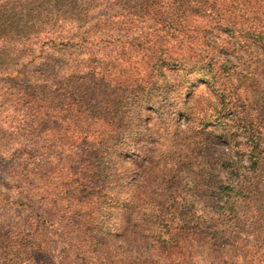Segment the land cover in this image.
I'll list each match as a JSON object with an SVG mask.
<instances>
[{
	"label": "clouds",
	"instance_id": "clouds-1",
	"mask_svg": "<svg viewBox=\"0 0 264 264\" xmlns=\"http://www.w3.org/2000/svg\"><path fill=\"white\" fill-rule=\"evenodd\" d=\"M29 10L0 21V199L11 188L46 215L55 197L80 224L27 229L14 264H223L213 221L235 193L221 188L238 187L251 160L264 167V0H34ZM40 71L82 101L36 157L45 180L9 164L32 147L13 110Z\"/></svg>",
	"mask_w": 264,
	"mask_h": 264
},
{
	"label": "rangeland",
	"instance_id": "rangeland-1",
	"mask_svg": "<svg viewBox=\"0 0 264 264\" xmlns=\"http://www.w3.org/2000/svg\"><path fill=\"white\" fill-rule=\"evenodd\" d=\"M43 47L37 45V51L41 56ZM46 63L47 60L42 61L41 67ZM39 78L42 83L28 84L21 89L24 93L22 103L18 109L13 110L18 113L16 118L21 119L28 129L27 132H22V135L26 136L32 147L21 145L13 153V160L9 161V164L19 159L23 169H30L33 177L38 176L45 180L51 169L43 168L41 161L36 160V157H42L44 151L53 150V144L56 143L52 139L53 135L62 128L61 122L69 118L72 108L79 110L82 107V101L71 90L66 89L64 83L45 75L43 71H40ZM18 83L11 86L16 87ZM0 122L3 124L2 112ZM66 131H71V128H67ZM59 140L66 142L64 136H60ZM248 169V175L244 176L238 187L221 188L226 194L235 193V199L231 194L228 195L231 203L227 206V215L224 219L213 221V227L218 230L211 233L216 244L217 257L227 256L223 264H264V167H261L258 161L251 160ZM29 183L32 184L34 181L30 180ZM5 186L8 187L7 184ZM39 199L44 201L48 199V195L42 194ZM4 201H10L11 206L6 205ZM51 204L53 207L45 209L44 215L34 206L35 201L30 197L17 193L13 198L11 188L8 194L3 195L0 199V264H14L15 257L19 254L14 249L17 246L23 247L24 236L30 235L27 229L39 228L41 224L49 222L60 224L69 231L79 226L80 221L76 213L69 215L67 209L55 207L57 204L55 197L51 199ZM219 207L223 208V205ZM7 212L14 215L5 220ZM16 217L20 219L17 220ZM200 235L203 239L206 234L202 232Z\"/></svg>",
	"mask_w": 264,
	"mask_h": 264
},
{
	"label": "trees",
	"instance_id": "trees-1",
	"mask_svg": "<svg viewBox=\"0 0 264 264\" xmlns=\"http://www.w3.org/2000/svg\"><path fill=\"white\" fill-rule=\"evenodd\" d=\"M33 2L34 0H12L10 7L7 9H0V21H4L7 18L13 20V22H23L25 17L31 16V10L25 11V9ZM0 131H3V124L1 122Z\"/></svg>",
	"mask_w": 264,
	"mask_h": 264
}]
</instances>
